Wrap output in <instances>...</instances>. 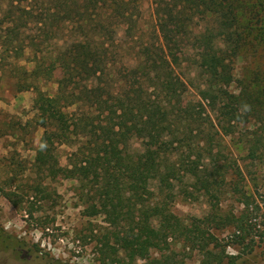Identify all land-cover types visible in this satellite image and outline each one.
Here are the masks:
<instances>
[{
	"label": "trees",
	"instance_id": "trees-1",
	"mask_svg": "<svg viewBox=\"0 0 264 264\" xmlns=\"http://www.w3.org/2000/svg\"><path fill=\"white\" fill-rule=\"evenodd\" d=\"M0 1L6 4L0 45L19 55L28 47L32 67L27 73L33 79H49L59 71L52 93L36 84L22 86L35 88L33 121L42 129L33 168L41 178H75L86 187L83 195L91 201L85 211L102 214L110 226L98 249L100 264H185V256L170 247L172 237L198 249L200 264H233L234 257L224 253L209 228L224 223L218 208L194 218L188 227L169 203L174 183L183 184L185 176L193 180V188L216 192L229 170L240 176L234 162L217 161L213 146L222 145L217 133L230 136L239 131L235 142L248 146L250 157L262 153L264 67L245 68L236 80L234 69L246 44L264 54V0H157L156 38L126 47L133 53L129 61L120 57L124 46L116 30L123 24V36L135 39L129 11L133 0H47L49 5L38 12L31 9L32 0H24V6ZM195 18L206 25L193 36L202 86L198 98L191 100L174 68L180 64L177 49ZM31 19L41 38L29 36L25 42L23 28ZM51 39L54 48L49 51L42 45ZM232 82L238 83L236 91L229 88ZM206 107L214 113L215 124ZM133 138L144 150L130 153ZM60 146L67 147L64 163L57 153ZM176 146H187L188 152L172 160ZM34 191L45 197L44 187ZM209 194L216 198L214 192ZM3 195L17 206L32 192L16 195L9 190ZM240 201L247 209V197ZM246 215L244 210L239 217L231 216L240 230Z\"/></svg>",
	"mask_w": 264,
	"mask_h": 264
},
{
	"label": "rangeland",
	"instance_id": "rangeland-1",
	"mask_svg": "<svg viewBox=\"0 0 264 264\" xmlns=\"http://www.w3.org/2000/svg\"><path fill=\"white\" fill-rule=\"evenodd\" d=\"M20 1L21 3L14 0L13 3L15 6H24L25 1ZM156 2L157 0H133L131 3L129 11L135 23V39L123 36V24L116 30L124 46L120 54L123 60L129 61L133 55L132 49L126 47L155 40L153 7ZM48 5L47 0H32L30 3L34 12ZM5 8V2L0 1V18H4ZM33 20H28L23 28L25 42H28L29 36L36 40L41 38ZM205 25V20L195 18L190 27L191 33L177 49L180 64L175 66L174 71L185 81L186 95L191 100L198 98L197 88L202 86L198 77L199 68L195 63L199 47L193 36ZM53 43L54 39H51L47 45L42 46L50 51L54 48ZM23 52V55H19L13 48L4 49L0 45V264H100L98 249L102 235L110 226L102 214L88 215L85 211V206L91 201L83 195L86 187L75 178H41L33 168L35 148L42 129L33 121L35 88L32 85L22 86L36 84L47 93H52L55 88L53 81L58 77L59 71L55 69L49 79H33L27 73L32 67V63L27 62V53L30 54L28 47ZM255 65L264 67V54L252 50L246 44L235 62V80L244 73L245 68L250 70ZM236 84L238 83L232 82L229 88L236 91ZM206 112H209L208 117L215 124L214 113L208 111L207 107ZM239 128L244 127L241 125ZM214 129H217L216 125ZM179 132H182V127ZM238 136L239 131L230 136L217 133L216 137L221 140L222 145L213 146V152H216L219 163L225 160L234 162L240 176L233 175L232 170H229L226 183L217 192L206 190L202 186L195 189L192 187L193 180L185 176L183 184L174 183L172 191L175 195L169 208L188 227L194 218H203L211 212L212 207L218 208L217 213L222 215L224 223L216 228L208 226L224 245V253L234 257L233 264H264V147L259 158H252L248 154V146L235 142ZM193 147L194 150L197 148ZM66 150V146L58 149L60 163H64ZM139 150H144V147L138 139L133 138L129 151L135 153ZM187 152V146H176L170 157L172 160L180 159ZM201 153L205 155V152ZM203 160L206 161L207 158ZM233 182H237L235 187ZM154 184L151 185L152 188ZM38 186L45 188L44 198L37 192L34 193ZM9 190L16 195L29 191L32 196L24 195L19 205L14 206L3 195V192ZM91 192L92 190L89 191ZM209 192H214L216 198L210 196ZM246 197L249 201L247 209L240 201ZM244 210L247 215L243 217L244 229L240 230L237 227L238 221L231 216L239 217ZM225 216H228V220ZM200 226L207 228L204 223H200ZM237 234L242 238L236 237ZM168 241L179 256H185V264H200L202 255L198 249L188 248L181 237H172ZM150 253L155 255L156 251L150 248ZM137 262L140 263L141 260Z\"/></svg>",
	"mask_w": 264,
	"mask_h": 264
}]
</instances>
